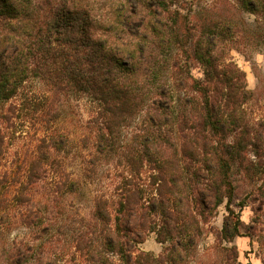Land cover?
Wrapping results in <instances>:
<instances>
[{"label":"trees","instance_id":"1","mask_svg":"<svg viewBox=\"0 0 264 264\" xmlns=\"http://www.w3.org/2000/svg\"><path fill=\"white\" fill-rule=\"evenodd\" d=\"M195 1L0 0V157L16 124L34 136L0 171V264H191L209 232L236 263L225 242L264 243V112L227 57L239 24ZM233 2L264 18V0ZM150 233L159 253L138 247Z\"/></svg>","mask_w":264,"mask_h":264},{"label":"rangeland","instance_id":"2","mask_svg":"<svg viewBox=\"0 0 264 264\" xmlns=\"http://www.w3.org/2000/svg\"><path fill=\"white\" fill-rule=\"evenodd\" d=\"M193 4L195 8L212 12L216 18L230 19L239 24L238 30L234 32L230 42L231 44L236 43L239 48H231L227 57L244 71L247 88L255 93L254 99L248 103V109L253 112L255 117H260L264 112V18L256 19L254 15L243 12L233 0H196ZM195 69V73L199 74V71ZM89 111L90 105L85 98L72 100V106L67 111V129L71 134L74 132L76 135L72 134L71 138H76L80 132L79 127L74 125L76 121L74 119L76 117H79L80 120L85 119ZM10 130H12L13 136L8 141V150L0 157V171L10 170L17 158L15 153L25 150L29 144H32L34 138L32 129H27V125L16 124L15 128ZM72 168L77 171L76 166H72ZM91 186H89L90 189ZM82 197L84 196H74L73 200L75 202L69 201V198L66 199L64 201L67 203L66 211H71L79 206L80 209L82 208L81 212H84L83 209L86 208L87 203ZM254 206L255 203L249 201L241 211V219L244 223L251 222L255 216ZM224 212V207L221 205L218 215L213 221L216 228L221 227ZM257 213L260 214V219L263 220L264 206ZM263 228V221L257 223V230L262 231ZM24 232L23 228L17 226L10 233V237L21 236ZM213 244V234L211 232L205 234L199 241L197 254L191 264H260V257L264 255V243L254 242L251 244L247 236L235 237L232 241L225 242L226 245H236L238 250L236 263H231L229 260L226 262L222 255L213 248ZM138 247L154 253H159L162 250V244L156 241L153 233L148 234L138 244Z\"/></svg>","mask_w":264,"mask_h":264}]
</instances>
